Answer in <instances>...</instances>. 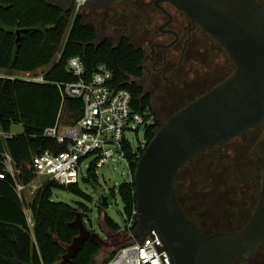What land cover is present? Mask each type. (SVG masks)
<instances>
[{
  "label": "trees",
  "instance_id": "trees-1",
  "mask_svg": "<svg viewBox=\"0 0 264 264\" xmlns=\"http://www.w3.org/2000/svg\"><path fill=\"white\" fill-rule=\"evenodd\" d=\"M74 8L75 0H0V71L4 73L0 74V131L10 132L13 123L22 124V131L13 133L10 138L0 136V171L3 170L2 153L6 150L19 169V179L27 185L26 198L20 199L9 175L0 179V264H96L94 256L101 250L100 243L86 240L71 259L62 260L65 245L78 233L77 226L70 224L78 207L84 211L83 217L89 208L83 203L77 204V207L53 201V189L67 188L75 194L91 198L81 191L77 183L64 185L49 179L48 175H36L32 163L33 156L44 150L57 153L67 146L65 139L43 136L46 127L55 123L72 125L82 115V100L63 98L57 86L58 82L76 79L66 69L69 57L79 55L87 72L96 64L104 63L113 72L112 86L130 91L131 105L136 111L149 107L155 113V123L144 131L145 147L165 120L198 96L178 108L168 110L167 114H160L163 111H156L151 94L145 92L140 80L143 49L136 47L126 36L116 40L112 36L99 37L98 27L87 22L83 14L75 12ZM17 30H20L18 42L15 41ZM197 37L203 40L201 45L205 50L209 47L208 61L213 52L223 53L221 80L234 68L232 59L206 32H200ZM44 67V80L41 82L12 77L17 72L34 74ZM251 133L254 136L249 138ZM236 137L246 147L248 162L245 171L232 155L223 152L227 141L220 151L208 148L199 152L195 158L186 161L176 175L178 202L185 214L204 232L236 229L245 223L255 207L264 159L263 124ZM144 149L138 147V154L141 155ZM125 155L132 175L139 156L132 152L129 144H126ZM93 166L90 165L87 176L82 180L96 186L97 174ZM187 168L196 176L192 190L195 188L206 194L200 197L201 201L206 200L202 207L213 206L217 210H224L230 223L221 222L214 229H205L196 218L188 215L182 200L187 195L185 182L181 180ZM217 181H224L225 185ZM240 183H246L245 192H240ZM219 186L221 191L217 190ZM232 186L238 187L234 190V204L215 200L218 192L227 193L229 198ZM133 190V179L118 184L117 191L125 215L130 214L136 202ZM246 194H250V197ZM110 195H115L114 189H111ZM108 200V194L105 201L99 198L98 212H103L105 228L117 234L121 229L119 224L105 211ZM26 208L30 211L32 225L28 224ZM246 208L247 213H242ZM115 251L109 252L98 264H107Z\"/></svg>",
  "mask_w": 264,
  "mask_h": 264
},
{
  "label": "water",
  "instance_id": "water-1",
  "mask_svg": "<svg viewBox=\"0 0 264 264\" xmlns=\"http://www.w3.org/2000/svg\"><path fill=\"white\" fill-rule=\"evenodd\" d=\"M123 0H85L89 8ZM168 1L199 25L233 60L232 71L165 120L147 143L132 174L138 234L158 235L170 264H231L264 241V159L255 207L233 230L204 232L188 217L175 191L180 167L199 152L256 128L264 118V0ZM18 42L20 30L16 31ZM105 201L107 195H100ZM70 223L78 233L65 245L68 261L86 240L105 239L87 228L82 212ZM120 234V231L117 232Z\"/></svg>",
  "mask_w": 264,
  "mask_h": 264
},
{
  "label": "built area",
  "instance_id": "built-area-1",
  "mask_svg": "<svg viewBox=\"0 0 264 264\" xmlns=\"http://www.w3.org/2000/svg\"><path fill=\"white\" fill-rule=\"evenodd\" d=\"M84 2L85 0H75V12L80 11ZM66 69L76 79L58 82L57 86L63 98L82 100V115L75 124L55 123L43 130V136L67 140V146L57 153L44 150L34 155L32 163L35 174L48 175L49 179L67 185L78 184L79 179L87 176L91 164L97 174V168L116 157H122L129 169V160L125 155L126 144L131 146L133 153L140 156L138 147L145 148L146 139L144 137L133 145L128 134L137 135L140 127L145 131L153 125L156 121L155 113L149 107L136 111L131 105L130 91L112 86L113 72L104 63L96 64L87 72L82 58L73 55L67 59ZM44 73L20 72L12 77L41 82L44 80ZM12 134L0 131V136L4 139L10 138ZM2 164L0 179L9 175L18 197L26 198L27 185L19 179V169L6 150L2 153ZM131 179L130 174L127 180ZM28 185L34 187L32 183ZM25 213L28 224L32 225L28 208ZM125 220L124 228L117 234L123 236L125 241L118 246L107 264H170L166 252L160 249L162 243L154 231L152 236L145 232L138 234L136 205Z\"/></svg>",
  "mask_w": 264,
  "mask_h": 264
},
{
  "label": "rangeland",
  "instance_id": "rangeland-1",
  "mask_svg": "<svg viewBox=\"0 0 264 264\" xmlns=\"http://www.w3.org/2000/svg\"><path fill=\"white\" fill-rule=\"evenodd\" d=\"M80 12L83 16L89 14L88 8L80 9ZM101 32V31H100ZM99 32V33H100ZM106 34L102 31L99 37H103ZM114 38V37H113ZM115 39V38H114ZM191 48L189 49V53L191 55V60L188 65L187 79L186 81L180 82L178 86H175L173 90H169L165 92L164 95H161L160 91L158 96L154 98V107L162 110L160 114H167L168 110L173 108H178L182 104L186 103L188 100L193 97L199 95L206 87L212 85L221 77V65H223V53H215L213 52L211 55V60H207V52L209 47L206 50L202 47L201 43L202 39L196 38ZM116 40V39H115ZM133 41V42H132ZM131 42L134 44V40ZM201 45V46H200ZM206 52V53H205ZM50 65V64H49ZM48 65V66H49ZM46 67L40 68L37 72L43 71ZM36 72V73H37ZM20 73V72H19ZM0 74L4 73L0 71ZM15 74H18L15 73ZM151 87H148L150 89ZM162 89L161 87L159 90ZM157 113V112H156ZM171 113V112H170ZM22 131V124L13 123L10 129L11 133H17ZM129 139L133 145H136L138 141H141L144 138V129L142 127L139 128L138 134H128ZM254 133H251L249 138L253 137ZM223 152L228 153L233 156V158L242 166L243 170H246V164L248 162L247 159V151L246 147L238 137H232L228 140V143L223 147ZM210 171V167H207ZM206 172V166H205ZM130 176L128 166L125 160L122 157H116L109 161V163L105 164L102 167L97 168V181L98 184L96 186H92L91 184L85 183L82 179H79L78 186L87 195L90 196L91 199L85 198L81 195L73 193L71 190L67 188H54L51 199L53 201H62L74 206H77L79 203L86 204L88 206V210L86 211V215L83 217L84 211L78 207V211L82 212V218L88 229L91 231L98 232L104 239L106 234L108 237L114 238L115 233H111L108 229L103 225L102 217L103 212H98L99 206V198L100 195H107L109 197L108 205L105 208L106 213L119 224L120 228H124L125 225V213L123 210V202L121 197L117 191L118 184L127 180ZM196 176L193 174L191 170L184 169L181 180L185 182L184 191L187 193L182 200L185 206V209L188 215L196 218L202 226L211 229L216 228L217 225L221 222H228V215L225 217L224 210L216 209L213 206L202 207V203L206 202V200L201 201V196H204L205 193H200V190H192V187L195 184ZM219 184L224 183L223 181H217ZM223 186V185H221ZM246 183H240L239 189L240 192H245L247 190ZM238 187H231L230 197L227 198V193L218 192L215 200L227 202V204H234V190ZM111 189L115 190V195H110ZM218 191H221L222 188L219 186L217 188ZM206 195V194H205ZM250 197V194H246ZM187 199H189L187 201ZM206 199V196L204 197ZM228 200V201H227ZM204 201V202H203ZM248 208L242 210V213L246 214ZM28 213V211H27ZM121 237V235H119ZM143 236V235H142ZM124 242V240H123ZM120 241L119 243H115L112 246L102 245L101 250L94 256L95 263L98 264L107 254L113 250H116L118 246L123 243Z\"/></svg>",
  "mask_w": 264,
  "mask_h": 264
},
{
  "label": "flooded vegetation",
  "instance_id": "flooded-vegetation-1",
  "mask_svg": "<svg viewBox=\"0 0 264 264\" xmlns=\"http://www.w3.org/2000/svg\"><path fill=\"white\" fill-rule=\"evenodd\" d=\"M83 8L89 10L84 19L95 24L99 32L103 31L105 36L115 39L129 37L131 41L134 40L136 47L143 49L140 80L145 92L151 94L153 100L160 91L164 95L180 82L186 81L193 55H190L189 49L197 40V35L206 31L199 25L192 27L190 18L175 5L168 1L156 3V0H123L110 7L89 8L84 5ZM160 87L162 89L159 90ZM260 124H263L264 129V118L256 128ZM222 147L212 148L220 151ZM114 235L112 238L104 234L103 245L112 246L125 241L123 236ZM231 264H264V241Z\"/></svg>",
  "mask_w": 264,
  "mask_h": 264
}]
</instances>
